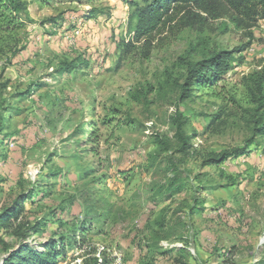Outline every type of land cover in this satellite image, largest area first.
Here are the masks:
<instances>
[{
  "label": "rangeland",
  "instance_id": "374dc122",
  "mask_svg": "<svg viewBox=\"0 0 264 264\" xmlns=\"http://www.w3.org/2000/svg\"><path fill=\"white\" fill-rule=\"evenodd\" d=\"M132 1L29 0L0 46V264H264V22L121 61Z\"/></svg>",
  "mask_w": 264,
  "mask_h": 264
},
{
  "label": "trees",
  "instance_id": "16d2710c",
  "mask_svg": "<svg viewBox=\"0 0 264 264\" xmlns=\"http://www.w3.org/2000/svg\"><path fill=\"white\" fill-rule=\"evenodd\" d=\"M132 6L135 12L130 25L136 22L134 35L129 41L123 40L118 45L121 61L126 60L140 43H143L149 54L156 38L167 31L172 34L185 29L204 32L210 28L212 22L224 18H228L236 27L242 29H251L259 21L264 22V0H135L132 1ZM28 8L29 0H0V46L4 50L17 41L19 33L26 29L23 16L28 12ZM95 13L96 10L92 9L91 18ZM17 44L8 51H13ZM21 50L23 48L15 49L14 53ZM232 58L229 52L209 53L205 65L197 63L190 67L189 80L197 78V86H204L212 69L213 79H219L230 70ZM66 70H71V67ZM177 131L182 133V125H177ZM9 137L11 135L4 136L5 139ZM89 139H94L93 133ZM7 220V217L2 218L0 223ZM19 254L20 252L13 255L4 264H12ZM34 257L36 264H50L47 258L52 259V254L36 252ZM95 264H98L97 261Z\"/></svg>",
  "mask_w": 264,
  "mask_h": 264
}]
</instances>
